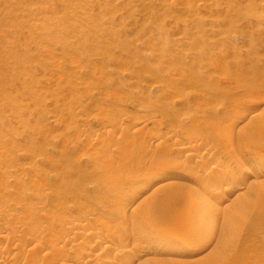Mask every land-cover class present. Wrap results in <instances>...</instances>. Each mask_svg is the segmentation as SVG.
Returning <instances> with one entry per match:
<instances>
[{
    "label": "rangeland",
    "instance_id": "374dc122",
    "mask_svg": "<svg viewBox=\"0 0 264 264\" xmlns=\"http://www.w3.org/2000/svg\"><path fill=\"white\" fill-rule=\"evenodd\" d=\"M0 264H264V0H0Z\"/></svg>",
    "mask_w": 264,
    "mask_h": 264
},
{
    "label": "bare ground",
    "instance_id": "6f19581e",
    "mask_svg": "<svg viewBox=\"0 0 264 264\" xmlns=\"http://www.w3.org/2000/svg\"><path fill=\"white\" fill-rule=\"evenodd\" d=\"M244 163H245V162H244ZM243 165H244V164H243ZM251 166H252V165H251ZM253 167L256 168V169H258V168H260V165H258L257 163H255V164L253 165ZM261 169H262V167L260 168V170H261ZM247 173L249 174L250 171H248ZM251 173H252V172H251ZM251 173H250V174H251ZM248 174H247V175H248ZM227 179L229 180V181L226 180V181H227V182H226L227 185L231 184V185H233V187H234V186H237V185H236L237 183L235 182V180H230L229 178H227ZM222 181H223V180H222ZM221 183H224V181L221 182ZM239 185H240V184H239ZM238 187H239V186H238ZM234 189H235V188H234ZM236 190H237V189H236ZM223 199H224V197H223ZM223 199H222V200H223ZM211 231H213V230H211ZM211 231H210V233L208 234V233H207L208 230H207L206 233H207L208 236H209V235L211 236ZM91 233H92V232H91ZM92 235H93V234H92ZM108 239H110V238H108ZM181 242H184V240L181 241ZM185 242H186V240H185ZM185 242H184V243H185ZM177 244H178V243H177ZM182 244H183V243H182ZM182 244H181V245H182ZM96 246H97V245H96ZM182 246H183V245H182ZM92 249H93V248H92ZM135 253H137V252H135ZM145 260H147V259H146V258H144V259L142 258L140 262H144Z\"/></svg>",
    "mask_w": 264,
    "mask_h": 264
}]
</instances>
